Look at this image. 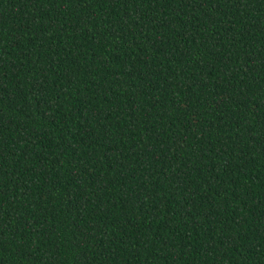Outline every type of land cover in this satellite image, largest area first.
Masks as SVG:
<instances>
[{
    "label": "trees",
    "instance_id": "obj_1",
    "mask_svg": "<svg viewBox=\"0 0 264 264\" xmlns=\"http://www.w3.org/2000/svg\"><path fill=\"white\" fill-rule=\"evenodd\" d=\"M0 264H264V0H0Z\"/></svg>",
    "mask_w": 264,
    "mask_h": 264
}]
</instances>
